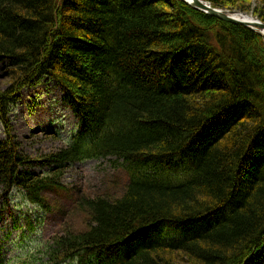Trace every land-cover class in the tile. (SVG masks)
Wrapping results in <instances>:
<instances>
[{
	"label": "trees",
	"instance_id": "1",
	"mask_svg": "<svg viewBox=\"0 0 264 264\" xmlns=\"http://www.w3.org/2000/svg\"><path fill=\"white\" fill-rule=\"evenodd\" d=\"M206 1L256 2L264 22V0ZM0 62V198L18 190L48 211L67 165L111 157L127 174L119 194L77 198L84 229L18 264H264L262 33L183 0H0ZM44 78L78 131L31 160L10 112Z\"/></svg>",
	"mask_w": 264,
	"mask_h": 264
},
{
	"label": "rangeland",
	"instance_id": "2",
	"mask_svg": "<svg viewBox=\"0 0 264 264\" xmlns=\"http://www.w3.org/2000/svg\"><path fill=\"white\" fill-rule=\"evenodd\" d=\"M256 5L252 2L247 14L256 17L252 12ZM5 63L0 62V89H6L8 84L4 77ZM10 118L20 150L31 160H41L51 152L68 147L78 131V119L64 100V93L48 78L22 88L21 96L11 107ZM6 130L0 122V140L6 137ZM114 159H90L67 165L62 180L65 188L46 193L51 210L29 203L18 190L1 197L0 255L7 264L30 259L54 235L64 234L62 231L66 228L71 231L84 229L89 221L76 204L81 194L121 193L127 174L121 166L113 164ZM33 162L31 170L39 175L50 170Z\"/></svg>",
	"mask_w": 264,
	"mask_h": 264
},
{
	"label": "water",
	"instance_id": "3",
	"mask_svg": "<svg viewBox=\"0 0 264 264\" xmlns=\"http://www.w3.org/2000/svg\"><path fill=\"white\" fill-rule=\"evenodd\" d=\"M183 1L190 4L194 8L201 10L205 13H208L221 20L247 25L264 35V22L257 16L255 17L252 14H247L237 10L214 7L210 2L206 0H183ZM249 16L252 17L249 18Z\"/></svg>",
	"mask_w": 264,
	"mask_h": 264
},
{
	"label": "bare ground",
	"instance_id": "4",
	"mask_svg": "<svg viewBox=\"0 0 264 264\" xmlns=\"http://www.w3.org/2000/svg\"><path fill=\"white\" fill-rule=\"evenodd\" d=\"M249 18H251V17L249 16Z\"/></svg>",
	"mask_w": 264,
	"mask_h": 264
}]
</instances>
